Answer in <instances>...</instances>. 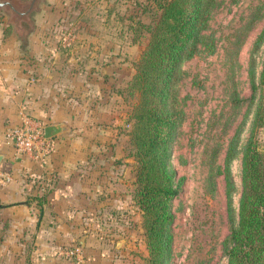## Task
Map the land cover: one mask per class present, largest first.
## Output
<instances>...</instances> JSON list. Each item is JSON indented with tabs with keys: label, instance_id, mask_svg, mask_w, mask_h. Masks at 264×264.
<instances>
[{
	"label": "rangeland",
	"instance_id": "374dc122",
	"mask_svg": "<svg viewBox=\"0 0 264 264\" xmlns=\"http://www.w3.org/2000/svg\"><path fill=\"white\" fill-rule=\"evenodd\" d=\"M157 12L155 0H41L21 51L0 10V61L24 64L27 78L53 99L55 108L41 121L54 116L65 123L69 130L58 137L84 145L93 162L109 160L106 169L118 166L132 183L126 207L115 218L108 209L97 219L100 238L118 233L119 225L130 229L136 248L129 264H143L146 250L132 197L128 115L134 100L125 86L148 39L144 26ZM263 27L264 0H215L202 31L207 45L178 66L171 87L179 123L169 161L177 181L170 264H226L243 147L250 136L264 147V87L258 85L264 38L256 42ZM257 109L262 123L253 127Z\"/></svg>",
	"mask_w": 264,
	"mask_h": 264
},
{
	"label": "crops",
	"instance_id": "0c3cea01",
	"mask_svg": "<svg viewBox=\"0 0 264 264\" xmlns=\"http://www.w3.org/2000/svg\"><path fill=\"white\" fill-rule=\"evenodd\" d=\"M19 49L24 50L20 45ZM25 70L20 62L0 61V264H71L56 249L66 242H76L88 264H129L136 248L130 229L119 225L118 233L103 238L97 234L98 218L108 209L115 218L126 207L130 197L126 187L132 183L124 171L120 176L121 169L113 164L108 171L109 160L93 162L85 156L84 145H73V138L59 135L38 160L14 153L5 134L19 126L23 116L43 126L63 123L52 120L54 116L41 121L55 108L53 99L41 94L42 88L27 78ZM50 86L46 85L49 95Z\"/></svg>",
	"mask_w": 264,
	"mask_h": 264
},
{
	"label": "trees",
	"instance_id": "16d2710c",
	"mask_svg": "<svg viewBox=\"0 0 264 264\" xmlns=\"http://www.w3.org/2000/svg\"><path fill=\"white\" fill-rule=\"evenodd\" d=\"M214 1L155 0L157 15L144 26L148 39L125 86L134 100L128 115L129 156L136 163L132 197L141 215L143 264L171 261V202L177 181L169 161L179 123L171 87L181 61L207 45L202 31ZM263 38L264 27L256 42ZM258 85L264 87V54ZM261 123L257 109L252 126ZM241 184L237 222L226 240V264H264V147L259 149L251 136L242 151ZM37 200L40 205L43 199Z\"/></svg>",
	"mask_w": 264,
	"mask_h": 264
},
{
	"label": "built area",
	"instance_id": "2783aa9c",
	"mask_svg": "<svg viewBox=\"0 0 264 264\" xmlns=\"http://www.w3.org/2000/svg\"><path fill=\"white\" fill-rule=\"evenodd\" d=\"M5 136L12 144L14 153L25 158L38 160L49 151L51 139L44 138L43 125L27 116L21 118L19 126L8 128ZM59 254L64 255L71 264H88L77 243L68 244Z\"/></svg>",
	"mask_w": 264,
	"mask_h": 264
},
{
	"label": "water",
	"instance_id": "95a60500",
	"mask_svg": "<svg viewBox=\"0 0 264 264\" xmlns=\"http://www.w3.org/2000/svg\"><path fill=\"white\" fill-rule=\"evenodd\" d=\"M41 0H0V10L7 15V22L12 24L13 31L20 41V48L24 49L27 41V34L33 29L31 16L38 10V3ZM68 132L67 125L63 123L47 124L43 126V136L52 139L55 136ZM1 159V154H0ZM84 237L78 239L83 246Z\"/></svg>",
	"mask_w": 264,
	"mask_h": 264
}]
</instances>
